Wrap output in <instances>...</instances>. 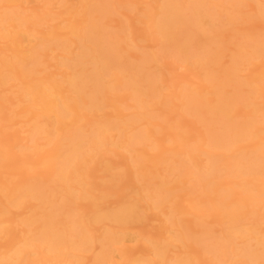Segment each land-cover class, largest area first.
I'll list each match as a JSON object with an SVG mask.
<instances>
[{"label": "rangeland", "instance_id": "obj_1", "mask_svg": "<svg viewBox=\"0 0 264 264\" xmlns=\"http://www.w3.org/2000/svg\"><path fill=\"white\" fill-rule=\"evenodd\" d=\"M96 1L98 2L95 3L94 0L92 1L90 0H17L12 4H7L5 2L0 1V13H3L9 9L15 10V8H17L18 10L17 12L21 13L22 16L29 17V19L26 18V21H24L25 23H23L22 25V28L26 29V33H27L26 40L21 41L22 44L20 43V47H19L20 49H22L24 54L27 55L29 53V49L31 45L33 46L35 43L41 41L42 35H40L39 31L47 32L48 30L54 29V31L56 32V37L58 38L59 41H63V40L65 41L66 40L65 38H67V40L69 39L71 40L70 42L66 40L68 42L67 46L69 47L67 52L63 51L60 47L59 48H48L45 50V52H43V56L40 58L42 60V63L39 66V69L41 68L40 71L42 72L39 71L37 72V74L39 73L38 75H41L42 73L43 74L47 73L49 75L50 80L62 81V79L67 74L71 75L73 72L72 70L73 67L72 66L67 67L66 64L64 66V64L61 63L62 61L61 57L66 55L67 57H69L68 58L69 61L70 59L72 60L73 57H74L73 60H76L77 58L75 57L79 56V53H80L79 51L83 49V48L80 49V47H85V46L87 47L88 44H89L88 47L90 48L89 49L90 53L89 55L84 56L86 58H82L83 56L81 57L82 58L81 63L85 61L84 68H83L84 70L86 69L87 71H89V68L92 69V67L94 69V66H93L94 64L92 65V62H95V58H93V55H94L93 52L99 45L94 46L93 44H90L91 42L89 43L83 40L82 42L79 38H76L75 36L71 35L69 33L70 31L69 28L66 27V24L69 22V20L74 21L75 26L77 25L80 26V29H83L81 30L82 32L86 31L87 33L89 32L87 30L88 28H90V25L93 27L97 25L99 28V24H100L101 25L100 29L102 30V33H101V36L94 39L96 44L99 43V44H102L103 46V44H106L109 41L117 42V39L120 38L118 39L119 45L118 43H116L118 45L117 49L114 50L112 53L114 55V52H116L115 57L117 58V60L122 59V61L120 62L118 61L119 63L117 64H116L117 61L110 63L109 65L111 67L108 66L109 69L106 72L103 69H102L103 71L101 70L99 71L100 78L98 76V79L99 81L101 79L100 82L104 83V84L103 83L101 84L103 85V87L106 85L103 88L104 91L102 90L103 95L100 93L101 98H102L101 99L102 105L100 104L101 106H99L98 108H95L87 104V105H84L85 107L83 106L84 107L83 108L82 105L80 104L79 105L80 107H78L77 112L82 117L76 120L77 124L74 121L72 122L73 125L70 124V129L69 127L67 129L71 131L74 129V128L72 129L71 127L75 125V128L78 126V129H80L81 127L82 129L80 130L82 132L83 131L85 132V130L88 131V129L90 130V128H94L95 126H97V124L99 123L101 124L104 122H111V123L116 122L115 124H118V127H116L117 129L115 130L114 128L113 129L112 128L102 129L105 131H102L101 135L103 136V134H105L104 138L106 137L107 139L106 138L105 139L107 141L104 142L103 140L104 138L99 137L101 138V140L98 138L99 142L97 143L98 144L97 150L95 149L96 148L95 143L91 144L89 142L91 145L87 143L85 144L86 146L84 145L83 153L85 152L84 155L86 156V158L89 159V162H87L88 164L86 163L87 167L83 166V172L85 171L86 173L84 172L83 173L84 175L83 174L81 175V178L84 176L82 179L84 182L83 183L84 186H80L81 187L80 188L78 183H75V184L73 183L74 185L71 186L72 188L68 187L66 191H63L61 189L60 190L58 189V187H60L59 184L61 183V182L58 183L60 180H53V181L48 180L49 182H52L53 185L51 184V186L52 187L54 186L55 188L54 191L55 193H57L56 195L54 194L55 202L58 200V197H60L62 198V200L61 202H59L60 201V198H59V200L57 201V204L58 203L63 204V202H65L63 200H67V198L64 197V195L65 196L72 195V198H77V199L81 197L79 200L75 199V202L72 199L73 204L70 201L65 202L66 205L68 204L67 206L65 205V203L63 204L66 208V211L70 213V216L75 214V216L77 217L78 216L77 214H82L83 212H84L83 214H86L87 216L92 215V212L90 211L91 210L90 205L86 203L85 199L82 200L83 194H81L80 192L86 193L88 190L86 195L88 193L89 195L92 194L93 196H99L102 194L105 195L104 196V199L106 198L105 200L102 199L101 201L94 202L95 204H99L100 207H105V208L115 207L116 204L119 203L118 201L132 202V201H138L137 199H139L138 204L140 203L141 206L138 207V211L143 213V216L145 217L141 221L136 222L135 224L125 229L126 234L125 233H124L125 235L123 234L125 239H123V241L120 242L119 244H116L115 246H113L115 247L114 249L112 247L113 249V251L111 250L112 254L109 260L105 264H135L133 262L134 259H145L149 261L151 260V262L154 264H174V261L172 260L180 256L181 254H189L190 257H193L195 259L205 260L206 262L205 264H210V263L211 264H231L232 260L236 261L240 259V257L236 256L234 259L232 258V260L228 258L231 261L228 259H223L224 257L221 260L217 259L216 257H214L215 255L211 250L204 248L206 243L200 244L201 246L203 245L202 248L204 250H202L200 249L199 244L197 246V244H194L192 242H189V243L185 241L182 242L181 240L178 239V234L180 233L182 228H186V229H191L192 232H196V230L198 231V230L205 229L208 233L212 232L211 234L213 235V237H217L218 235H220L225 225L221 222L220 217L217 215V210H218L217 206L220 204L219 195L220 193H225L227 191L236 189V186L229 183L228 186L222 187L223 190L221 192H215V191L214 192H204L202 188L199 187L198 182H197V177L196 179L194 177L195 175L194 176H191L192 174L188 176L184 175L182 179L179 178L180 174H182L180 173L181 172L180 170H182L183 172L187 170L186 172H188L190 169L192 170L193 167L186 166L188 168L184 167V169L182 166L180 167L177 161H176L177 164L176 162H174V159L175 160L179 159V158H176L177 156L174 153L178 152L179 155H182L183 151H182V146H180L179 144L178 135H183V137H187V140H186L187 145L200 146L199 151L195 150L194 154L198 156V160H197L198 165L204 166L208 158V153L211 151H213L214 153L217 151L221 154L227 155V154L232 153V151L234 150L232 154H238V155L233 156L235 158L237 156L240 158V155H242L243 157L244 156L249 157L251 154H253L256 151L253 148L254 147L253 144H252V148L250 146L251 145L250 142L253 143L254 141L253 140L252 141L242 140V142H238L237 144L232 146L231 148L232 151L230 149L231 152L224 151L223 149L222 150L213 149V147H210L208 144H206V142L208 139L212 138V135L219 133V130H220V127L218 126L219 124L218 125L213 124L214 125L213 126L210 124L211 122L206 120L207 118H209L207 116H211V114H205L206 117L203 116L204 117L203 118L202 116L200 117V115L196 116L195 114L189 113L181 108L183 98L180 96V94L183 91L201 90L205 92L204 94L205 99L212 97V94L208 92L210 89L208 88L209 83L206 80H204L203 76L199 74L198 72L200 69L196 65H194L193 62L191 61L187 62L183 58H179L180 56H177L174 53L175 51H173V49H175L176 47V44H179V42L184 41L186 39H183L182 35L180 36L174 33V38L176 37L177 39L182 38L183 40L181 39L179 41H175L174 43H172L173 44L172 45L173 49H172L170 48L171 46L167 47L168 45L167 46L165 45L166 44L165 41H162L163 37L156 30V28H154L153 26L154 18H156V15L158 14L157 10H159L157 8L161 7L162 5L161 3H163L162 1L164 0H100V1L96 0ZM187 1L188 2H186V0H182L181 4L185 5L186 3L190 4L189 1L192 2L191 0H187ZM212 1L204 0L203 2V0H201L200 4L202 2L204 4L203 3L201 5L199 4L201 9L203 7L202 5H204L203 7L204 11H202L201 9L199 10L203 13L207 12V14L205 13L206 15L203 14L204 16L202 15L200 11L198 12V14L204 17V18L202 17L203 20L200 17L197 18L196 14H195L196 16L193 17L192 16L193 12L186 10L187 9L186 7H188L187 5H185L186 7H184L183 5L182 7H180L181 8L180 10L183 13L185 11L184 19L187 20V18L190 17L189 20H191L193 17L194 20L198 19L196 20L198 22L199 20L202 21V23L194 24L195 26H192V25L190 26L189 29L190 30L193 29V31L192 30H191L192 32L190 31L189 35L191 37L189 36L188 38L189 41L187 39L186 40L188 41L187 44L186 43L184 44H186L187 47H189L190 55H195L196 53H198L197 50L199 51V49L202 46H205V45L209 46L210 44H212L210 45L211 47L214 44L215 48L217 49L219 48L220 50L223 49L222 53H220L221 54L220 56L222 57L220 58L219 56L218 58L219 60L218 63L220 65L223 64V66L221 67L220 65H218V67H215L217 66L216 64L218 63H216L214 66L212 63L209 62V65H212V67L211 66H208V67L210 69L217 68L220 71V69H222L224 65L226 66L228 65L227 67L235 65L234 66L235 70L232 73V75L234 74L233 75L235 76L234 78H236L238 82H240L242 85V86L239 85L237 89L242 90V91L246 90L249 88L248 82L256 78L254 77L253 79H251L254 76V74L260 71H264V55L257 56V55H252L250 53H246L245 59L238 60V62L240 63L236 61L237 63L235 62L232 64V62L230 61L233 55L232 52L233 51L236 52V49L237 50L239 49L237 47L240 45L241 46L242 45L245 46L248 44L250 45L255 40L261 43L259 47L264 46V30H263L264 21H262L263 19L262 16H261L262 19L261 17H259L260 14L258 13L256 9L261 2H264V0H244L245 2L243 0H242L243 2L241 0H236L241 5L237 3L235 0H234L235 3L233 2V0L230 2L225 1V4H223L224 9L223 7H220V8L218 7L219 6V4H217L218 0H215V1L212 0ZM83 2L84 4H90L91 8L90 6L89 8L91 11H89L88 13L81 12L79 13V15H73L71 12L68 11L71 8L75 9L78 7H79L78 9L80 10L81 9L80 7H82ZM178 2L180 3V1ZM206 2H208V4ZM183 7L185 10H183ZM205 7H207L208 11L205 10ZM93 10L95 11L92 12ZM186 11L190 13H187ZM209 11L213 13L212 17L210 16L211 14H209L211 12ZM214 12H215V15H214ZM189 14L191 15L189 16ZM231 15L233 16V18ZM221 16L223 17L220 18ZM228 16L232 20V23L229 25L226 23L225 19H223ZM257 17H259L261 20H259V18ZM32 18H34L35 20L34 19L32 20ZM233 19H235V21ZM32 21H34V23ZM218 21H221V23L224 22L225 24L222 23L221 25V23ZM211 23L212 24L214 23L215 25L214 24L212 25ZM204 25L209 26V29L208 27H205ZM181 27H184V25L181 24ZM203 27H205V29ZM211 28L213 30L212 33L208 31ZM7 29L11 31L10 27H8ZM242 29L244 30L246 29V32H244ZM219 30L221 31V33ZM200 31H202V33ZM2 33H3V30L0 27V58L12 57L14 55L13 45L10 40L2 36ZM216 33L217 35L220 34L219 38L218 37L216 38L217 40H215V36H217ZM103 34H104V37H106L107 39L103 37ZM211 35H215V36H211ZM208 36H210L209 37L210 40L207 38ZM221 38L223 39L222 41H221ZM227 39H228V42H227ZM72 40H74V42ZM217 41L219 44L217 43ZM258 42H254V44L255 43L257 44ZM224 43L228 46L223 47L225 46ZM230 46L231 48H229ZM127 48L131 51L127 50ZM245 49L244 50L242 49V51H245ZM117 51H121L119 53L123 55L121 56ZM170 52L171 53L173 52V53L171 54ZM192 52L194 54H192ZM112 53H107V54L112 55ZM118 54L120 55L121 58L118 57ZM145 55L151 56L150 58L147 57L149 61L151 60V62L148 61L149 63L147 62L145 67L149 69L150 72L147 71L149 74L153 72L152 76L156 75L157 77L156 83L159 85L158 89L160 90L158 91V93L160 92L158 96L160 97H153L151 100H149L148 103L145 104L146 106L143 105L142 107V106H139L138 103H135L134 97H133L135 95V90L132 91L133 88L129 84H127V82L129 80L128 78L133 77L134 74L136 73V70H134L136 68L133 69L134 71L133 70L131 71L130 69L132 68L131 64L132 65L137 64L138 58L142 59L146 57ZM141 56L143 57L140 58ZM81 58L79 56V59ZM92 58L94 59V61ZM122 62L124 63L122 64ZM128 62H130L129 69H128L129 67ZM207 63L205 65H207ZM125 64H128V65H125ZM23 67H29V65H25ZM77 67L75 68V70L76 69L81 70L83 66L81 67L80 64L78 63ZM106 67L107 66L105 65V68ZM93 69L90 70V72H92ZM148 73L146 74L149 76ZM129 74L130 76H128ZM152 76L150 77V79H152L151 81H154L155 76L154 77ZM87 77L88 75H86V78L83 79L82 81L80 80L81 82L78 84L80 85L85 84L84 86L87 87L85 89L86 92L88 91L87 93H85L87 94V96L83 94V96L86 97L83 99L84 100L87 99L88 101L93 98L91 96L94 94V92L91 91L90 93L89 90L93 89L92 86L95 82H93L94 80L90 78H88L89 79L88 81H90L88 82L86 80ZM121 79L122 81H124L125 85L127 84V86H125L124 83L121 84L122 81H119ZM20 81L21 80L17 78L15 79L9 78L4 85L0 86V144H2L4 148H6L7 154L10 155L11 153V155L12 154L14 155V157L12 156V158H15L14 159L15 161L10 159L7 162V166L0 168V184L2 182L3 183H17L19 185L16 187L17 190L15 191L18 193L22 191V189L20 188L22 187L21 184L24 183V181L27 179L28 180H40L41 182L43 180V184L44 182H46L44 181L47 178L45 175L46 168L44 169L43 167L42 168L38 167V169L36 168L35 170L33 169V167L30 168L31 166H33V164L34 165L38 164L41 161V157L39 153L45 152L46 150H50V153L55 156L57 153H60V151L64 147L63 146L61 149H59V145L56 143V139L59 137L60 131L59 132L53 131V133L47 137L45 135L38 136V140L36 141L37 142L36 146L35 145L33 146L30 143L29 141V130H30L29 119L30 117L28 115H23V113H20V112L23 110V107L25 106V103H23V101L28 100L31 97L29 95L19 93V89L23 86L22 81L21 82ZM85 82H88V84ZM62 83H63L62 90H64L65 88V93H66L65 95L69 97H71L72 95V98H74L75 97L73 96L75 95L74 92L72 91L67 92L66 90L67 83L66 84L65 82H62ZM98 84L100 83L98 82ZM145 84L146 83H144V85ZM236 84H238L237 81H236ZM112 85H116V88L115 86H112ZM108 87H111L109 88L110 90L106 89ZM223 88H224L223 90L226 92H229L234 88L236 89V87L233 86L232 84L230 85L228 84L226 85V87L224 86ZM258 91L260 92L261 90H257V92ZM258 95L259 93L258 94L254 93L253 96L251 95L252 97L251 98L249 97L246 101L242 100L243 102L241 101V103L236 102V105L238 106H234L235 109L231 111V113L233 112V114H231L230 120L233 123H237V124L238 122L239 123L245 122L248 119V117L246 116H248V114L250 113L251 108L252 107L254 108L255 104H258V103L260 104L261 102H264V97H262V95L261 96H258ZM88 96H90L91 98L89 99ZM240 99H238L237 101H240ZM162 100L165 102V104H167L166 106L159 107L160 105L158 103L157 105H154L156 101L160 102ZM244 103L245 104L248 103V106L242 105ZM263 104L264 103H261V106ZM87 106L90 107V110H88L89 107ZM37 107H35V111H37L36 110ZM247 111H249V113H247ZM141 112L143 116L140 115ZM144 112L146 113L144 114ZM147 113L148 115L153 116V119H151V122L159 124L160 127L151 125L149 124V122L146 121L145 118L147 116L146 115ZM139 115L142 118L140 119L139 117L138 118L139 120H136L135 122L132 121L131 123L130 121L131 116L134 118V116L136 117ZM255 116H257L255 118L258 121L260 119L261 112H256ZM111 118L113 119L112 120L113 122L111 121ZM262 120L263 122L260 120L261 122L259 121L255 124L256 128H258L259 126H260L259 128H264V119ZM119 123L120 125L122 123L124 127L123 128L124 131L122 130L121 133L126 132V135L129 134L127 136H130V134L131 135L136 134L138 129H139L138 132H140L147 128L152 131V136L150 137L149 140L145 141L144 143L142 142L139 144H134L135 146L128 145L127 147V145L124 146V144L118 145L115 139L117 140L120 139L121 141V138L123 135L122 134L121 137L119 138L120 131L119 133H117L118 132L117 130L120 126ZM211 126L213 127V129L211 128ZM84 127H85V130H83ZM119 130L121 129L119 128ZM108 135L111 138L110 140L108 139ZM106 142H109V144H107ZM100 143H102L103 146H101L102 144L100 145ZM92 145H95L94 151L93 149H91ZM241 150L243 151L241 152ZM251 150L253 153H251ZM239 152H241L242 154ZM244 152L246 154L249 153L250 155H246ZM134 157H136L138 160H141L143 162L141 164L143 165L146 164L145 169L148 167V169H150V171L153 174H150L147 171L148 169H146L145 170L146 173L144 172V170L142 171L143 173L138 171L139 174L141 173L140 175H142L143 177L136 175L137 168L139 167L140 163L139 161L137 162V159H135ZM221 157L224 158L225 156L223 157L221 155ZM162 159L163 160L168 159V160L163 161ZM21 161H24V162H21ZM136 162L139 164L137 165ZM135 164L137 165V167ZM17 166L19 167L22 166V167L19 168ZM218 166L220 169L223 168V164L221 163V161H218ZM165 167L167 169H171V172L167 171ZM131 169L133 172H131ZM223 169H222V172L217 174V177L210 176V179H212V181L214 178H216L211 184L213 185V188L219 185L221 186V183L224 181L230 182L231 178L225 173ZM155 170H157V172H155L157 173V175L154 173ZM127 172H129V174ZM116 173L118 175L120 173L119 176L117 175V178H116ZM131 173H133V176L131 175ZM134 174L136 176H134ZM147 174H148V177L150 178L155 177V179H157L159 177V178H162L163 180L171 181V182H176L178 178L181 179V182L177 183V186H179L178 190H175L173 194H171L170 196L168 195L169 197L165 199V202L162 203V206H159V208L157 207V204L154 203L157 201L153 200V198L151 199L150 197H148L147 195L148 191H146L145 189L146 186L144 187L143 183H145V178L147 177L146 176ZM112 177L114 178L112 179ZM120 177L122 180L120 179ZM143 179H144V182H143ZM248 179L251 182V184H255V185H259L262 182H264V176H261V175L260 176L259 175L249 176ZM55 181L57 183H55ZM45 185H48V182H46ZM75 186H76L77 191L74 189ZM82 187L84 188V190H82ZM86 187L87 189L85 190ZM226 187H228L227 190H226ZM105 188L107 189L109 188V189L107 190ZM104 190L105 192L110 191L109 195L107 194L108 196L106 195L107 192L104 194ZM58 192H60L61 195ZM249 193H254V191H250ZM201 199L205 201L200 202ZM208 199H210V201H207ZM4 200H5V197L0 195V201H4ZM21 200H22L21 207H15V206L11 207L10 206L11 208L9 207V213L6 214L8 216V217L6 216V218H10L11 223L4 222L3 225L8 226V227H13L15 231L14 233L16 234V236L13 237L14 233H12L13 236L12 234H10L9 236L8 235L0 236V255L1 256H4V255L8 256L7 254L11 255L17 248H19L21 244L20 239L24 235V231L27 229L26 226L25 227L24 225L22 226L23 223L21 224L20 221H22L23 218L25 219L26 216L28 217V215L29 216L31 215L33 204L37 205L39 203L37 199L31 198V197H24V199L22 198ZM69 206H71L70 207L71 209L69 208ZM215 207L217 210L214 209ZM75 208L76 209L79 208V209L76 210ZM69 210L73 211V213L70 212ZM171 210L173 212H170ZM61 216L63 217L64 215H61ZM65 216L69 217V215L67 214ZM169 216L171 219L169 218ZM253 219H255V221L257 222L256 227L259 228L261 231H264V206L259 208L257 212L256 211L251 212L250 210H246L242 214V218H241V221H239V223L243 227H250ZM199 226L201 227L203 226V227L201 228ZM89 229H90L89 234L94 236L93 238L95 239L96 237L97 239L98 238L100 239V237L98 236L101 235V233L105 231L112 230L117 234H121L123 233L122 231L124 230L123 228L115 225L114 223H111L110 221H105L104 223H98L96 225H92L89 227ZM205 230H202V231H205ZM260 233H263V232L259 231V235L263 238L264 235H261ZM236 238H234L235 247H241V246L243 247V245H251L254 247H258L256 246V242H255L256 240L253 238H248L247 240L240 239V237L239 238L236 237ZM97 239L93 240L94 242H92L90 250L75 251L77 255L83 258L82 259L83 264H89L91 258L99 252L101 244L99 242L100 240H97ZM160 242L161 243L167 242L169 245V247L166 248V251L164 253L165 254L163 256L164 258L162 259L158 257L156 253H154V247H153V243H160ZM207 242H211V240H208ZM206 250H208L209 252L208 251L206 252ZM35 254L36 253H33L32 254L33 256L31 258H36L37 255ZM38 264H71V263L64 261V260L63 261L50 260V261L38 263ZM246 264H249V263H246Z\"/></svg>", "mask_w": 264, "mask_h": 264}, {"label": "bare ground", "instance_id": "obj_2", "mask_svg": "<svg viewBox=\"0 0 264 264\" xmlns=\"http://www.w3.org/2000/svg\"><path fill=\"white\" fill-rule=\"evenodd\" d=\"M0 1L5 2L7 4H12L17 0H0ZM90 1H92V0H90ZM94 1H95V3L98 2L96 0H94ZM178 1H180V3ZM178 1L177 0H164V1H162L163 2V3H161L162 5L160 4L161 7L157 8L160 11L157 10L158 14L157 15L155 14L156 18H154V25H153L154 28H156V30L163 37L162 41H165V43H166L165 45L166 46L168 45L167 47L171 46L170 48H172V45H173L172 43L182 39V38L177 39V37L174 38V33L178 34L180 36L182 35L183 39L187 40L190 36L189 35L190 31L191 30L193 31V29H191V30L189 29L190 26L191 25L195 26L194 24L202 23V21H200V20H199V22L196 21L198 19L194 20L193 17H195L197 15V18L200 17L202 19V17L207 14V12L203 13L199 10V9H201L200 5L204 2V0L201 4H200L201 0H191L192 2L189 1L190 4H187V3L185 4L188 7L181 4L182 0H178ZM210 1H212V0H210ZM225 1L230 2L232 0H218L219 3L217 1L216 2H217V4H219V6L217 4L216 5L219 8L223 7V9H224L223 4H225ZM186 2H188V1L186 0ZM233 2H234V0H233ZM206 3L208 4V2H206ZM237 3H239V2H237ZM258 3H260V2H258ZM182 5L187 8L186 9L187 11L189 10V11L193 12V15H192L193 17L191 16L192 17L191 20H189L190 17H188L187 20L184 19L185 11L183 13L180 10L181 9L180 7H182ZM89 6H90V4H84V2H83L82 7H80L81 8L80 10L78 9L79 8L78 7L75 9L71 8L68 11L71 12L73 15H79V13H81V12L82 13H86V12L88 13L89 11H91L90 10L91 6H90V8H89ZM202 6L204 7V5H202ZM184 7H183V10H185ZM203 7L201 9L202 11H204ZM208 8H209V6H208ZM256 9H257L258 13L260 14L259 17L262 16L264 19V2H261ZM205 10H207V7H205ZM17 11H18L17 8H15V10L9 9L3 13H0V27L3 30L2 36L11 41V43L13 45V50H14V55L12 57L0 58V86L4 85L9 78H12V79L17 78V79L21 80L22 84H23V86L19 89V93L29 95L31 97L28 100L23 101V103H25V106L23 107V110L20 113H23V115H28L30 117V119H29V121H30L29 141L33 146L34 145L36 146V143H37L36 141L38 140V136L45 135L47 137L50 134H52L53 131H58V132L60 131V135L56 139V143L59 145V149H61L63 146L64 147L62 148L60 153H57L55 156L50 153V150H46L45 152L39 153L40 157H41V161L38 164H35V165L33 164V166L30 167V168L33 167L34 170L36 168L38 169V167H40V168L43 167L44 169L46 168L45 169V175L47 178L44 181L48 182V185H45L46 182H44V184H43V180L41 182L40 180H28L27 179L24 181V183L21 184L22 187L19 186L22 189V191L18 193L15 190H17L16 187L19 184H17V183H3V182L0 184L1 185L0 186V195L5 197L4 201H0V236L1 235H8L9 236L10 234L15 232L13 227H8V226L3 225L4 222H10L11 221L10 218H6V216H7L6 214L9 213V207L10 206L11 207L12 206L13 207L14 206L15 207H21V204H22L21 199L22 198L24 199V197L34 198V199H37L39 202L37 205L33 204L31 215L30 216L28 215V217L26 216L25 219L23 218V220L20 221L21 224L23 223L22 226L23 225H24V227L26 226L27 229L24 231V235L20 239L21 244H20L19 248H17L11 255H9V254H7L8 256H6V255L1 256L0 255V264H38V263H43V262H47L50 260H56V261H63L64 260V261L70 262L71 264H83L82 263L83 258H81L79 255H77L75 253V251L90 250L91 244H92V242H94L93 240L97 239V237L95 239V238H93L94 236L89 234V231H90L89 227L92 225H96L98 223H104L105 221H110L111 223H114L115 225L124 229L122 231L123 233H121L122 235L117 234L112 230L102 232L101 235L98 236V237H100V239L99 238L97 239V240H100L99 241L101 244L100 250L97 254H95L91 258V260L89 262V264H105L109 260L111 254H112V251L115 248L113 246H115L116 244H119L120 242L123 241V239H125V237L123 236V234L125 233V229L127 227L135 224L136 222L141 221L145 217V216H143V213L138 211V207L141 206L140 203L138 204L139 199H137L138 201H132V202H130V201L129 202H122L121 201L122 203L120 201H118L119 203H117L115 207H113V208H107L106 207L105 208V207H100L99 204L94 203L95 201H101L102 199H104L105 195L102 194L99 196H93L91 194L92 195L91 196V195H89V193L86 195V193L88 192V190H87L86 193H83V192H80V193L83 194L82 200L85 199L86 203H88L90 205V208H91L90 211L92 212V215L87 216L86 214H83L84 213L83 212L82 214H77L78 216L76 217L75 214L72 215L73 211L69 210L70 212H72L71 213L72 216H70V213L68 211H66V208L63 204L66 201H70L73 204V200L75 202V199L79 200L81 197L79 196L80 198L77 199V198H72V195L71 196L69 195L70 197L64 195V197H66L67 200H63V201H65V202H63V204H59V203L57 204V201L59 200L60 197H58V200L56 199L57 201L55 202L54 194L56 195L57 193H55V191H54L55 190L54 186L53 187L51 186L52 182H49V181L60 180L58 183H60V182L61 183L59 184L60 187H58V189L59 190L61 189L63 191H66L68 187H71L75 183H78L79 187L84 186V184H83L84 182L82 180L84 176L81 178V175L85 172V171L83 172V166H86V163L89 162V159L86 158V156L84 155L85 152L83 153L84 145L86 143L87 144H90V143L94 144L95 143L96 144L95 149L97 150L98 149L97 143L99 142V139L101 140V138H99V137L104 138V135H105V134H103V136L101 135L102 131H105L102 129H106V128H112L113 129L114 128V130H115V129H117L116 127H118V124H115L116 122L115 123L104 122L101 124L96 123L97 126H95L94 128H90V130L88 129V131H86L85 127H84L83 130H85V132L84 131L82 132L80 130V129H82L81 127H80V129H78V126L75 128V125L73 127H71L72 129L74 128L73 130L70 131L67 129L68 127L70 129V124L73 125L72 122L75 121V123L77 124L76 120H78L80 117H82L77 112L78 107H80L79 106L80 104L82 105V107L84 105L88 104L89 106H92L95 108H98L99 106L102 105L101 104L102 98H101L100 93L102 94V90L106 85L104 87H103V85H101L103 82H100L101 79H100V81L98 79V76L100 78L99 71L105 70V72H106L109 69L108 66H110L109 65L110 63L117 61L116 62V64H117L120 61H122V59L117 60V58L115 57L116 52H114V55L112 53L114 50L117 49V46L119 45L118 39H120V38L117 39V42H114V41L110 42L109 41L106 44H103V46L106 45L103 47L102 44H99V43L96 44V42L94 41V39L101 36L102 30L100 29V27H101L100 24H99V28L97 25H95L94 27L90 25V28H88V30H87L89 32L87 33L86 31L82 32L81 30H83V29H80V26H78V25L75 26L74 21L69 20V22L66 24V27L69 28V30H70L69 33L71 35L75 36L76 38H79L81 41L83 40L85 42L86 41L89 43L91 42L90 44H93L94 46L99 45L95 49V51L93 52L94 53L93 58H95V62H92V65L94 64L93 65L94 69L92 67V69H93L92 72H90V70H92L90 68H89V71H87L86 69L84 70L83 68H84V62L85 61L81 63L82 58H86L84 56H87L90 53V51H89L90 48L88 47L89 46V44H88L87 47L86 46L80 47V49L83 48L81 51H79L80 53L78 52L80 58L83 56L81 59H79V56H76L75 57V58H77L76 60H73V58H74L73 57L72 60L70 59V61H69V59H68L69 57H67L66 55L61 57L62 58L61 63H63L64 66L66 64L67 67H69V66L73 67V69H72L73 72L71 71L72 72L71 75H73V76L67 74L68 76L66 75L62 79V81L50 80L49 75L47 73H44V74L40 73L41 75H38L39 73L37 74V72H39L41 70V68L39 69V66L42 63V60L40 58L43 56V52H45V50L48 48H59V47L63 51L67 52V50L69 48L67 46L68 45L67 41L70 42L71 40L70 39L67 40V38H65L67 40V41L65 40L66 42L64 40L59 41L58 38L56 37V32L54 31V29L48 30L47 32L39 31L40 35H42L41 41L35 43L33 46L31 45V47L29 49V53L27 55L24 54L22 49H20L19 47H20L21 41L26 40V34H27L26 29H23L22 25H23V23H25L24 21H26V18L29 19V17L22 16L21 13H19ZM94 11L95 10H93L92 12H94ZM199 11L202 13V15L203 14L204 15L201 16L200 14H198ZM211 11H209V12H211ZM187 13H190V12H187ZM209 14H211L210 16L212 17L213 13L211 12ZM186 15H188V14H186ZM190 15L191 14H189V16ZM214 15H215V12H214ZM256 16H257V14H256ZM208 17H209V15H208ZM211 17H210V19H211ZM222 17L223 16H221L220 18H222ZM259 17H257V18H259ZM262 17H261V19H262ZM185 18H186V16H185ZM213 18H215V17H213ZM232 18H233V16H232ZM33 19L34 18H32V20ZM223 19H225V21L228 25L232 23V20L230 19L229 16L226 18H223ZM261 19L259 18V20H261ZM263 19H262V21H264ZM233 20L235 21V19H233ZM32 22L34 23V21H32ZM218 22L221 23V21H218ZM214 23H216V22H214ZM222 23H224V22H222ZM222 23H221V25H222ZM181 24L184 25V27H181ZM216 24H218V23H216ZM199 26H197V27H199ZM204 26L208 27V29H209V26H207V25H204ZM8 27L11 28V31H9L7 29ZM95 27H97V28H95ZM205 27H203V28L205 29ZM246 29L245 30L242 29V30L244 32H246ZM208 31H210V33L213 32L212 28ZM200 32L202 33V31H200ZM206 33H207V31H206ZM220 33H221V31H220ZM216 35H217V33H216ZM219 35H217V36L211 35V36H215V40H217L216 38L217 37L219 38ZM103 37H104V34H103ZM193 37H192V39H193ZM209 37L210 36H208L207 38L210 40ZM104 38H106V37H104ZM106 39H105V41H106ZM175 39H177V40H175ZM228 39H227V42H228ZM88 40H90V41H88ZM101 40H103V39H101ZM186 40L181 41L182 43L179 42V44H176L175 49H173V48L172 49H173V51H175L174 53L177 56H180L179 58H183L187 62H189V61L193 62V64L196 65L200 69L198 72H199V74H201L203 76L204 80H206L209 83L208 88H210V89L208 92L210 94H212V97L205 99V96H204L205 92H203L201 90H199V91H183L180 94V96L183 98L181 108L184 109L185 111L189 112V113L195 114L196 116L200 115V117L205 116V114H211V116H207L209 118H207L206 120L211 122L210 123L211 125H213V124L218 125L219 124L218 125L220 127L219 133L212 135V138L208 139L206 142V144H208L210 147H213V149H216V150H219V149L222 150L223 149L224 151H230V149L232 148L233 145L237 144L238 142H242V140H244V141H247V140L252 141L253 140L254 141L253 143L250 141L249 142L251 143V145H250L251 148H252V144H253V146H254L253 148H254V150H256L255 151L256 154H255V152L254 153L252 152V150H253L252 149L251 150V153H253V154H251L252 156L249 153L246 154L244 152L246 155H250V156L249 157L248 156L243 157L242 155L239 154L240 158L238 156L235 158L233 156L238 155V154H232L234 152V150L232 151V149H231L232 153L227 154V155L221 154L217 151L215 153L213 151H211L208 153V158H207L206 164L204 166H200V165H198V161H197L198 156L194 154L195 150L199 151L200 146H198V145L197 146L187 145V141H186L187 137H183V135H178L179 144H180V146H182L183 152H182V155H179L178 152L174 153L177 156L176 158H179L178 160L174 159V162L177 161L179 166L180 167L182 166L183 169L186 166L193 167L192 168L193 171L191 169L188 172H186L187 170L184 172L182 170H180L181 171L180 173H182V174H180L179 178L182 179V177H184V175L185 176H188L190 174H192L191 176L195 175L194 177H195V179L197 177V182H198L199 187L202 188V190L204 192H214V191L215 192H221L223 190L222 187L228 186L229 183L236 186V189H234V190L227 191L225 193H220V195H219L220 196V204L217 206L218 210L216 209V207L214 208L217 210V215L220 217L221 222L225 225V227L221 231V234L219 233L220 235L217 234L218 235V236L216 235L217 237H213V235L211 234L212 232L208 233L205 229H202L205 231H202V230L197 231L196 230V232H192L191 229L182 228V230L178 234V239L181 240L182 242L183 241L188 242V243L192 242L194 244H197V246H198V244L200 245V244L206 243L207 246L205 244L204 248L211 250L215 255L214 257H216L217 259H220V260L223 257H224L223 259L230 258L231 260H232V258L234 259L236 256L240 257V259H238L236 261L232 260L231 264H241V263L242 264H244V263L245 264L246 263L264 264V237L262 238L259 235V231L263 232V233H260L261 235H264V231H261L259 228L256 227L257 222L255 221V219L252 220L250 227H243L239 223V221H241L242 214L246 210H250L251 212H255V211L257 212V210L259 208L264 206V182H262L259 185H255V184H251V182L248 179L249 176H253V175L264 176V150H262V149H264V128H259L260 126L258 128L255 127V124L257 122H259L260 120L263 122L262 119H264V104L261 106V103H264V102H261L260 104L259 103L255 104L254 108L253 107L251 108L250 113H249V111H247V113H249V114H248V116H246V117H248V119L245 122H243V123L238 122V124H237V123H233L230 120L231 114H233V112L231 113V111L233 109H235L234 106H238V105H236V102L241 103L242 100L246 101L249 97L251 98L254 93L255 94L259 93L258 96L262 95V97H264L263 96V94H264V71H260L256 74H254V76L251 79H253L254 77H256V78L254 80H251L250 82H248V84H249L248 89L243 90V91L239 90L237 88L239 87V85H241V83L238 82V80L236 78H234L235 77V76H233L234 74L232 75V73L235 70V68H234L235 65L230 66V67H227L228 65L227 66L224 65V67L225 66L226 67L225 68L223 67L222 69H220V71L217 68L210 69L208 67V66L212 67V65H209V62L212 63L214 66L216 63L219 62L218 58L221 55L220 53H222L223 49L220 50L219 48L218 49L215 48L214 44L212 47L210 46L212 44H210L209 46L203 44L205 46H202V47L200 46L201 48L199 49V51L197 50L198 53H196L195 55H190V49L186 45L187 42L189 41V39H188V41H186ZM202 40H204V39H202ZM222 40L223 39L221 38V41ZM72 41L74 42V40H72ZM121 41H122V39H121ZM211 41H212V39H211ZM234 42H236V41H234ZM254 42H258V41L254 40ZM254 42L251 43L250 45L244 44L245 46H243V45L242 46L240 45L238 47L236 46L240 50L236 49V52L233 51L234 53L232 52L233 55H232L231 61L230 60L229 61L232 62V64H233L236 61L238 62L239 59L243 60L246 57L245 56L246 53H250L252 55H257V56H260V55L263 56L264 55V46L259 47L261 43L258 42L259 44L258 43L254 44ZM116 43H118V45ZM184 43H186V44H184ZM217 43H218V41H217ZM85 45H87V44H85ZM124 45H125V43H124ZM129 45H130V43H129ZM224 45L225 46H223V47L228 46L225 43H224ZM217 46H219V45H217ZM164 48H166V47H164ZM229 48H231V46ZM242 49L243 50L245 49V51H242ZM127 50H129V49L127 48ZM121 51H117V52L119 53ZM129 51H131V50H129ZM107 53H112V55H110V54L108 55ZM119 54H118V57L121 58L120 55L122 56L123 54H120V55ZM192 54H194V53L192 52ZM142 57L143 56H141L140 58H142ZM147 57L150 58L151 56H146L142 59L138 58L137 64H135V65L131 64L132 68H130V62L131 61L128 62V64H129L128 69L130 68L132 71L134 68H136V69H134V70H136V73L134 74V72H133L134 76L131 78H128L129 80L127 79L128 80L127 84H129L133 88L132 91L135 90V95L133 96L135 103H138V105L142 106V107H143V105L148 103L149 100H151L153 97H160V96H158L160 93V92L158 93V91H160L158 89L159 85L156 83L157 77H156V75L152 76L153 72L150 73L151 74L150 75L147 72V71H149V69L147 67H145L146 63L149 61ZM155 57H156V55H155ZM221 57L222 56H220V58ZM254 57H256V56H254ZM191 59H193V60H191ZM135 60H136V58H135ZM93 61H94V59H93ZM149 62H151V60ZM78 63L80 64L81 67L83 66L81 68V70L80 69L75 70ZM123 63L124 62H122V64ZM206 63H207V65H205ZM238 63H240V62H238ZM128 64H125V65H128ZM25 65H29V67H23ZM105 65L107 66L106 68H105ZM120 65H121V63H120ZM216 65L217 66H215V67H218V65H220V64L218 63ZM220 66L222 67L223 64ZM220 66H219V68H220ZM115 67H117V66H115ZM126 68H127V66H126ZM217 71H219V72H217ZM40 72H42V71H40ZM145 72L148 73L149 76ZM86 73H88V74H86ZM86 75H88V77L86 79L87 81L89 80L88 78H90V79L94 80L93 82H95L94 83L95 85L93 84V86H92L93 89L89 90L90 93H91V91L94 92V94L92 96L90 95L93 98L90 99L91 97L88 96V98L90 99L88 101H87V99H85L86 101L83 99V98H86L85 96H83V94L88 92V91L87 92L85 91V89L87 87L84 86L85 84H83V85L78 84L83 79L86 78ZM103 75H105V74H103ZM69 76H71V77H69ZM128 76H130V74ZM151 76L152 77L155 76L154 81H151L152 80V79H150ZM74 78H76V79H74ZM119 78H120V76H119ZM78 80H79V82H78ZM119 81H122V79ZM236 81L238 84H236ZM62 82H65V84L67 83V86H66L67 92L68 91L74 92V94H75V95H73V96H75L74 98H72V95H71V97L65 95L66 94L65 88H64V90H62V84H63ZM88 82H90V81H88ZM88 82H85V83L88 84ZM98 82L100 84H98ZM123 83H124V81H122L121 84H123ZM144 83H146V84L144 85ZM127 84L125 85V83H124L125 86H127ZM228 84L229 85L232 84L233 86L236 87V89L234 88L235 90L232 89L233 91L231 90L229 92L224 91L223 87L224 86L226 87V85H228ZM82 86H84L85 88ZM112 86H115V88H116V85H112ZM109 88H111V87H108L106 89H109ZM257 90H261V91L257 92ZM67 95H68V93H67ZM85 95L87 96V94H85ZM238 99H240V101H237ZM157 103L160 105L159 107H164L167 105V104H165V102L163 100L160 102L156 101V103H154V105H157ZM254 103H256V102H254ZM242 105L248 106V103L247 104L244 103ZM89 106H87V107H89ZM35 107H37V109H36L37 111H35ZM33 109H34V111H33ZM236 109H237V107H236ZM88 110H90V107L88 108ZM91 110H93V109H91ZM256 112H261V116H260V119L258 121L255 118V117H257V116H255ZM145 113L146 112H144V114ZM133 115H135V114H133ZM140 115H142V112ZM140 115L136 116V117L134 116V118L131 116V119H130L131 123H132V121L135 122L136 120H139L138 118L140 117ZM146 115H145L146 116L145 119L147 122H149V124L160 127L159 124L151 122V119H153V116L148 115V113ZM141 118L142 117H140V119ZM143 119H144V117H143ZM112 120L113 119L111 118V121ZM128 121H129V119H128ZM119 125H120V123H119ZM119 128L121 130H119ZM119 128L117 130L118 131L117 133H119V131H120V134H119L120 136L118 135L119 138L123 134L121 141H120V139L117 140L114 137V139H115V141H117L118 145L124 144V146L127 145V147H128V145L139 144L142 142L144 143L145 141L149 140L150 137L152 136V131L148 128L144 129L140 132H138L139 129L138 130L136 129L137 133L135 132L136 134H134V135L130 134V136H127L129 134L126 135V132L121 133L122 130L124 131V129H123L124 127H123L122 123L119 126ZM211 128L213 129L212 126H211ZM65 130H67V131H65ZM125 131H127V130H125ZM105 138L103 139L104 142L107 141L106 140L107 138L106 139ZM108 139L109 140L111 139L109 137V135H108ZM106 143L109 144V142H106ZM101 144L102 143H100V145ZM94 146L95 145L91 146V149H93V151H94ZM101 146H103V144ZM88 148H90V147H88ZM125 149H127V148H125ZM259 149H260V151H259ZM130 150H131V148H130ZM242 151L243 150H241V152ZM241 152H239V153H241ZM139 153H140V151H139ZM10 155H11V153H10ZM10 155L7 154L6 148H4L2 144H0V168L7 166V162L10 159H12V160L15 159V158H12V156L14 157L13 154L11 156ZM89 155H91V154H89ZM221 155L223 157L224 156L225 157L222 158ZM141 156H142V154H141ZM141 156H139V157H141ZM132 157H133V155H132ZM134 158L137 159L136 157H134ZM167 160L168 159H166V160L164 159L163 161H167ZM5 161H6V163H5ZM133 161H134V159H133ZM138 161H139L140 165L137 168V174L136 175L141 177L142 175H140V174L143 173L142 171L144 170V172H145V170L148 169V167L145 169L146 164L145 165L141 164L143 162L141 160L137 159V162ZM218 161H221V163L223 164V168H224V169L223 168L222 169L231 178V180H230V182L224 181L221 183V186L215 185L216 187L213 188V185H211V184L213 183V181L216 178H214L212 181V179H210V176L217 177V174L222 172V169H220L218 166ZM21 162H24V161H21ZM137 162H136V164L138 165L139 163H137ZM177 162H176V164H177ZM137 165H136V167H137ZM17 167H19V166H17ZM21 167H19V168H21ZM170 167H168V168H170ZM48 168H50L51 170ZM186 168H188V167H186ZM107 171H109V170H107ZM138 171L141 173L139 174ZM147 171L150 174H153L150 171V169H148ZM167 171L171 172V169H167ZM131 172H133L132 169H131ZM155 172H157V170H155L154 173ZM127 173L129 174V172H127ZM128 174H127V176H128ZM148 174L146 175L147 177L145 178V183H143L144 179H143L142 183L144 184V187L146 186L145 189H146V191H148V193H147L148 197H150L151 199L153 198V200L157 201L154 203L157 204V207L159 208V206H162V203L165 202V199L167 197H169L171 194H173V192L175 190H178L179 186H177V183L181 182V179L178 178L176 182H171V181L163 180L162 178H159L158 176H157L158 177L157 179H155V177L150 178V177H148ZM155 174L157 175V173H155ZM117 175L118 174L116 173V178H117ZM119 175H120V173H119ZM131 175L133 176V173H131ZM136 175L134 174V176H136ZM121 177H120V179H121ZM140 177H139V179H140ZM113 178L114 177H112V179ZM123 178H124V176H123ZM225 182H227V183H225ZM55 183H57V182L55 181ZM227 188L228 187H226V190H227ZM74 189L76 190V186ZM86 189H87V187L85 188V190ZM105 189H107V188H105ZM82 190H84L83 187H82ZM250 191H254V193H249ZM106 192L104 190V194L106 193V195L107 194L109 195L110 191L109 192L106 191ZM58 193H60V192H58ZM102 193H103V191H102ZM60 195H61V193H60ZM61 200H62V198H60L59 202H61ZM143 200H144V198H143ZM204 201L205 200H203V199L200 200V202H204ZM207 201H210V199H208ZM65 205H66V203H65ZM22 206H24V205H22ZM86 206H88V205H86ZM70 207L71 206H69V208ZM78 209H76V210H78ZM170 212H173V211L171 210ZM66 214L69 215V217L68 216L66 217L65 216ZM140 214H142V215H140ZM61 215H64L63 216L64 218ZM169 218H170V216H169ZM174 220H176V219H174ZM174 220H172V221H174ZM169 221H171V220H169ZM199 227H201V226H199ZM12 236H13V234H12ZM15 236H16V234L14 233L13 237H15ZM236 237H238V238L240 237V239H245V240H247L248 238H253L256 240L255 241L256 246H258V247H254L251 245H243V247L242 246L241 247H235L234 246V241H235L234 238H236ZM208 240H211V242H207ZM202 246L200 245L199 247H200V249L204 250L202 248ZM112 247H113V249H112ZM153 247H154V253H156L158 255V257H160L162 259V258H164L163 257L165 255L164 253L166 251V248L169 247V245L167 242H165V243L160 242V243H153ZM228 249H229V251H228ZM207 251L208 250H206V252ZM33 253H36L35 254V255H37L36 258H31L33 256L32 255ZM230 259H228V260H230ZM172 261H174V264H205L206 263L205 260L195 259L193 257H190L189 254H181L180 256L174 258V260H172ZM133 262L135 264H154L151 262V260L149 261V260H145V259H134Z\"/></svg>", "mask_w": 264, "mask_h": 264}]
</instances>
